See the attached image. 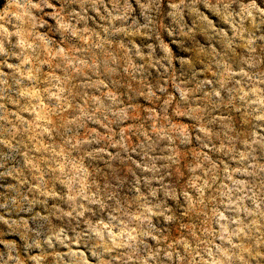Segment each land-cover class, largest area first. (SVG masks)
Here are the masks:
<instances>
[{"label": "rangeland", "instance_id": "rangeland-1", "mask_svg": "<svg viewBox=\"0 0 264 264\" xmlns=\"http://www.w3.org/2000/svg\"><path fill=\"white\" fill-rule=\"evenodd\" d=\"M0 264H264V0H1Z\"/></svg>", "mask_w": 264, "mask_h": 264}, {"label": "trees", "instance_id": "trees-1", "mask_svg": "<svg viewBox=\"0 0 264 264\" xmlns=\"http://www.w3.org/2000/svg\"><path fill=\"white\" fill-rule=\"evenodd\" d=\"M1 1V0H0Z\"/></svg>", "mask_w": 264, "mask_h": 264}]
</instances>
